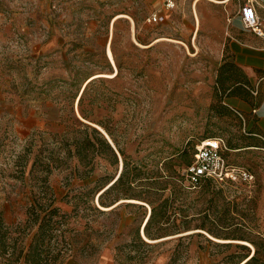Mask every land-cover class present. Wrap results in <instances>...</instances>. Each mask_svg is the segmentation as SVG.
Segmentation results:
<instances>
[{
  "label": "rangeland",
  "instance_id": "374dc122",
  "mask_svg": "<svg viewBox=\"0 0 264 264\" xmlns=\"http://www.w3.org/2000/svg\"><path fill=\"white\" fill-rule=\"evenodd\" d=\"M154 7L162 8L149 0H0V111L18 109L24 121L41 122L24 140L0 137L2 187L26 212L12 226L22 240L12 255L10 246L6 254L0 250V264H25L15 257L47 212L37 208L34 223L33 201L58 208L53 220L59 222L45 243L47 259L58 253L57 261L223 264L235 244L264 241V135L255 116L227 100L217 82L223 22L239 7L199 0L194 9L182 0L166 22H145ZM103 73L113 75L92 77ZM76 119L108 136L115 160L99 154L85 165L67 156L61 143ZM208 136L224 139L226 163L248 170L250 182L190 183L194 146ZM123 168L132 184L103 198L109 204L118 196L115 204L100 206L98 188L82 194ZM42 178L49 188L39 186ZM124 188L140 200L121 196ZM162 204L164 219L156 216L150 225L157 238H143L152 246L120 248ZM223 242L231 245L217 244Z\"/></svg>",
  "mask_w": 264,
  "mask_h": 264
},
{
  "label": "trees",
  "instance_id": "16d2710c",
  "mask_svg": "<svg viewBox=\"0 0 264 264\" xmlns=\"http://www.w3.org/2000/svg\"><path fill=\"white\" fill-rule=\"evenodd\" d=\"M222 71L224 72V65H221L219 67V71H218L219 77L217 79V82L221 85L223 89H225L223 85L224 80L221 78L223 73ZM85 89L86 87L83 88L82 90V93L79 97V103L82 100V96ZM82 116L86 118V114L83 113ZM98 124L102 126L107 131V133L112 137L111 132H109V130L102 123H98ZM65 135L66 136L68 135V137H64L62 139L61 147H65V152L67 156H75L80 163H84L85 165H87L93 157L99 154H106L111 160L116 159L114 148L111 146V144L105 138L103 133L97 127L91 126L85 122L76 119V121L73 122L72 124V128L69 127L68 130L65 131L64 136ZM192 161H193V154H192ZM91 171L92 168L86 170L84 176L90 175ZM103 180H105V177H100L99 179H97L94 187L85 188L82 194L89 195L91 192H93L94 188H98L97 190L99 191L95 193L94 198L97 197V201L100 206H106V207L115 204L119 200V197L117 196L113 198V200L109 204H107L103 200L106 194L114 190L121 183H126L128 186L132 184V181L127 176V171L124 170V168L115 179L106 181L104 185L100 186L99 183H101V181ZM202 181L213 182L214 180L210 178H202L199 180V182ZM45 185H47L46 187L49 188L48 184L45 183V179L42 178L40 180L39 186L41 188H44ZM126 191L127 188L126 189L124 188V191L120 195L124 196V198H133L140 200L138 197H129L128 192ZM159 207H160L159 210H157V208L154 206L152 207L147 220L143 224L144 235L146 238L150 240L157 238L156 233L150 230V225L152 221L154 220V218H156V216H158L159 219L162 220L164 219L163 218L164 205L162 204ZM37 208H41V209L47 208V212L44 214L43 217H41V220L38 222L37 231L34 234L31 242H29L26 248H24L23 246L19 249L18 254L15 257V260H18L20 257H22L23 262L25 264L26 263L47 264L49 261L54 263L56 262V264H63L64 259H60L57 261L58 253L53 254L49 259H47V255L49 254V247L45 245L47 238L49 239L53 236L52 231L55 228V225L59 222L58 220H53L54 215H56L58 212V208L52 207L51 201H47L44 204L33 201L31 203L28 213L29 215H32V221L34 223L37 222V219L39 217V214L36 211ZM95 208L97 210H100L98 206H95ZM158 222L161 223L160 220ZM51 223L53 224L50 226ZM17 225H12V226L16 227ZM12 226H7L3 224V222L0 219V250L6 254L7 247L10 246L13 249L10 255L14 253L18 242L21 241L23 237L22 233L20 231H17L16 228H12ZM211 234L215 237H218L217 235L214 234V232L213 233L211 232ZM250 242L252 244L251 247L252 248L254 247L253 253L250 254V248H249L250 245L246 243L235 244V247L238 248L237 251L234 253H229L227 256H225V260H223V264H264V241L252 240ZM217 244L219 246H224V247H229L231 245L229 242H223ZM140 246L150 247L152 246V244L144 240L137 231L132 241L120 246V248H128V249L136 250V248ZM127 259H129V256L125 257V260ZM233 259L236 260L231 263Z\"/></svg>",
  "mask_w": 264,
  "mask_h": 264
},
{
  "label": "crops",
  "instance_id": "0c3cea01",
  "mask_svg": "<svg viewBox=\"0 0 264 264\" xmlns=\"http://www.w3.org/2000/svg\"><path fill=\"white\" fill-rule=\"evenodd\" d=\"M149 1L155 3L159 1L162 6L161 0ZM187 1L195 9L199 0L195 3L193 0ZM181 5L182 0H179L178 6L172 10H166L163 6L161 9L154 7L147 13L144 21L151 23L147 21L148 15L158 11L165 16V20L151 24L164 23ZM259 12L264 17V10ZM223 23L219 53L222 55L221 65H224L221 78L224 80L225 95L236 107L255 116L257 133L264 135V35H257L245 29L238 14L228 16ZM0 122L3 123L0 127V137L6 134L19 141L28 138L32 131L41 125L38 118L31 117L24 121L23 113L18 109L14 114L0 111ZM3 182V179H0V219L7 226L17 225L26 217L25 206L23 203L10 201V196L7 195L9 192L7 193L2 187ZM29 238H26L24 248L28 246ZM63 264L85 263L70 257ZM98 264H111V262L100 260Z\"/></svg>",
  "mask_w": 264,
  "mask_h": 264
},
{
  "label": "built area",
  "instance_id": "2783aa9c",
  "mask_svg": "<svg viewBox=\"0 0 264 264\" xmlns=\"http://www.w3.org/2000/svg\"><path fill=\"white\" fill-rule=\"evenodd\" d=\"M197 0H193L195 3ZM215 3L226 4L235 1L239 7L238 15L243 27L257 35H264V17L260 10H264V0H208ZM166 10L175 9L179 0H161ZM165 16L153 11L147 17L151 23H160ZM225 141L221 136H208L201 138L194 146L193 161L187 166L186 176L190 183L199 182L202 178H210L217 183L224 181L243 180L250 182L253 175L246 169L229 166L223 155Z\"/></svg>",
  "mask_w": 264,
  "mask_h": 264
},
{
  "label": "bare ground",
  "instance_id": "6f19581e",
  "mask_svg": "<svg viewBox=\"0 0 264 264\" xmlns=\"http://www.w3.org/2000/svg\"><path fill=\"white\" fill-rule=\"evenodd\" d=\"M196 14V13H195ZM196 16V23H199V17H198V15L196 14L195 15ZM107 55L110 57V59L113 61V58H112V52H111V49H110V47H107ZM99 75H102V76H112L113 74H106V73H103V74H95V75H93L92 77H94V76H99ZM130 200H134V201H139V200H136V199H130ZM148 216L149 215H147V217H146V220H147V218H148ZM142 231V230H141ZM145 237V236H144ZM146 238V237H145ZM146 239H148V238H146ZM148 240H150V239H148ZM244 243H246V244H248V245H250V246H252L251 245V243H249V242H247V241H243Z\"/></svg>",
  "mask_w": 264,
  "mask_h": 264
},
{
  "label": "water",
  "instance_id": "95a60500",
  "mask_svg": "<svg viewBox=\"0 0 264 264\" xmlns=\"http://www.w3.org/2000/svg\"><path fill=\"white\" fill-rule=\"evenodd\" d=\"M82 93V92H81ZM80 93V94H81ZM79 97H80V95H79ZM78 97V98H79ZM95 127H97V126H95ZM102 133H103V135L105 136V138L108 140V142L111 144V146L113 147V144H112V142L110 141V139L108 138V136L99 128V127H97ZM96 199H97V197H96ZM146 221V220H145ZM145 221H144V223H145ZM140 234H141V236H142V238H144V230H143V226H142V231L140 232ZM145 239V238H144ZM146 241H148V240H146Z\"/></svg>",
  "mask_w": 264,
  "mask_h": 264
}]
</instances>
